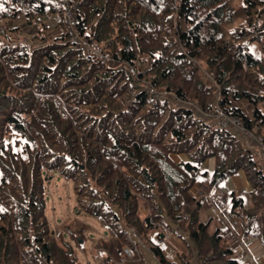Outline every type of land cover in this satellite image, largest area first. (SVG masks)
<instances>
[{
    "label": "trees",
    "instance_id": "trees-1",
    "mask_svg": "<svg viewBox=\"0 0 264 264\" xmlns=\"http://www.w3.org/2000/svg\"><path fill=\"white\" fill-rule=\"evenodd\" d=\"M70 4L77 31L109 61L70 41L61 3L0 0V264H81L76 246L85 250L86 227L65 225L56 235L46 219L45 176L53 172L73 182L80 208L114 237L99 242L104 264H127L129 228L162 264H176L150 240L160 227L171 229L167 220L188 233L200 264H240L220 231L211 232L209 222L200 220L205 198L191 189L205 176L209 158L214 159L211 188L242 171L251 206L233 195L231 211L240 219L241 235L264 246V170L235 135L184 102H195L202 115L220 106L261 134L264 0ZM21 9L29 18L55 16V35L42 26L27 42L10 24ZM255 44L261 45L259 52L253 51ZM142 81L184 102L156 99ZM241 101L252 106L251 117L238 106ZM12 134L19 136L17 143L7 140ZM171 154H186L187 161L174 162ZM134 258L147 264L141 253ZM183 259L191 264L192 256Z\"/></svg>",
    "mask_w": 264,
    "mask_h": 264
},
{
    "label": "crops",
    "instance_id": "crops-1",
    "mask_svg": "<svg viewBox=\"0 0 264 264\" xmlns=\"http://www.w3.org/2000/svg\"><path fill=\"white\" fill-rule=\"evenodd\" d=\"M52 18L54 19L55 16ZM260 49V44L253 45L254 52H259ZM238 106L243 109L246 115L250 117L253 115V108L247 102L241 101ZM260 108L264 113V103L261 104ZM230 132L252 151L255 159H258V163L264 170V130L260 135H255L256 133L252 131L244 132L241 127L232 126ZM171 160L174 162H186L187 155L171 154ZM211 175L209 176L205 172V176L201 177L191 189L192 195L196 198H205V203L200 213V220L205 223L209 222L211 232L220 231L223 245L233 251L234 258L240 264H264L263 244L258 239L244 238L241 235L239 229L240 219L231 211L233 195L243 197L244 200L248 197L249 204L247 205V200H245V205L246 207L251 206L249 196L251 187L243 172H237L217 188L210 187ZM142 211L146 214L145 207L142 208ZM167 221L171 229L160 227L155 233H151L150 240L153 245L160 248L169 262L184 264L185 260L183 257L190 254L188 247H193V244L189 240L188 233L180 230L178 226L172 224L169 220ZM145 253L146 256H144L148 258L149 264H157V260H155V257L152 258V253L149 249ZM191 256V264L200 262L194 247L192 248Z\"/></svg>",
    "mask_w": 264,
    "mask_h": 264
},
{
    "label": "rangeland",
    "instance_id": "rangeland-1",
    "mask_svg": "<svg viewBox=\"0 0 264 264\" xmlns=\"http://www.w3.org/2000/svg\"><path fill=\"white\" fill-rule=\"evenodd\" d=\"M40 19L41 18L27 17L26 10L21 9V12L17 15L15 21L11 22V25L15 28H18L17 30H21V36L25 37L27 39L26 41L29 43L33 42L31 39L35 38V35L40 30L39 28L42 26H44L48 30V33L50 35L52 36L55 35L53 34L54 30H52V27H54L53 23L58 22V19L57 18L53 19L52 16L46 17V19H43V20L42 19L40 20ZM40 23H42V25ZM134 70H136L135 67H134ZM130 75L133 76L135 79L136 78L139 79L138 75L136 76H134V74H130ZM205 79H206L205 80L206 83L209 86H212L214 84V80L210 74L206 73ZM140 83L144 90H145L144 87L147 84H149L148 86H153V90L156 93L158 94L160 93L161 95L166 97V99L184 102L179 96L173 94L167 89L157 88L150 81H142ZM149 90H151V87L149 88ZM184 103L191 106L194 109V111L197 112V114L202 116V112H200L201 109L195 102H192V100H189L188 102H184ZM217 107H220V106H216L212 112L206 113V114H209V115L211 114L212 116V114L215 112ZM209 118H208V122H212V124H215ZM247 131L250 132L249 130ZM7 140L17 143L19 141V136L17 134H12L8 136ZM23 145H24V142L20 144V147ZM14 150H17V148L14 147ZM256 160L258 161V159ZM203 170L204 172H207L209 176L213 173V170H214V159L213 158H209L204 162ZM45 179H46L45 191H46V196H47L46 219H47V222H49L51 231L55 232V234L57 235L61 231H65V228H64L65 225L71 226L73 227V229H76V230H78V228L84 225L86 227L85 229L86 232H84L86 236V240L84 242L85 250L84 251L80 250L76 246V243H73V245L76 246V251H77V256L79 258V262L81 264H104L103 258L101 257V255L98 254L99 250H101L102 248L101 246H99V242L101 239L102 241L111 242L115 240L114 237L113 236L110 237L109 235L106 234V231L100 226L99 221L97 220L95 216L84 212L80 208L78 204L77 195L74 190L73 182L71 180H67L64 177L59 176L56 172L49 173L47 176H45ZM245 200H247V205H248L249 198L246 197ZM141 214L143 215L144 213L141 212ZM68 239H69V236L66 235L65 240H68ZM127 241L129 242L131 246H129L128 244H124L123 251L125 248H130L134 251V255L132 258L130 257L128 259H126L123 255L124 257L123 261L127 264H133V263L136 264L138 261H134L135 253L136 254L141 253V255H145L146 254L145 252L147 251V249L150 250V248L145 245V241L142 239V237L139 235L138 231L135 228H129L128 235H127ZM192 248H193L192 246L188 247L190 254L192 253ZM151 253H152V258L155 257V260H157V264H162L160 260L157 258V256L152 251ZM137 260H139V258H137ZM146 261L148 262L147 257H146ZM149 263L150 262H148L147 264ZM195 264H200V262L195 263Z\"/></svg>",
    "mask_w": 264,
    "mask_h": 264
},
{
    "label": "built area",
    "instance_id": "built-area-1",
    "mask_svg": "<svg viewBox=\"0 0 264 264\" xmlns=\"http://www.w3.org/2000/svg\"><path fill=\"white\" fill-rule=\"evenodd\" d=\"M53 3H61L62 5H64V7L66 8V21L72 31V37L70 39V41L72 43H75L83 48H85L86 52L100 60H104V61H109L110 58L104 54L101 49L95 45L93 42H89L87 39H85L78 31H77V23H78V19H77V15H76V9H74L71 4H70V0H50ZM129 72L130 74H134V76L137 75L136 70H134L133 68H129ZM144 85V84H143ZM149 84H147L144 88L145 91L147 92V94H149L150 96L159 99V100H165L166 97H164L163 95H161L160 93H156L153 90V86H148ZM151 87V90H149V88ZM154 91V92H153ZM177 103H180L181 101H176ZM202 116H204L203 118H206L208 120L211 119L215 124V126H217L218 128L225 130V131H230V128L232 126H236V127H241V129L246 132L247 130L245 129L244 125H243V121L237 117V116H231L229 114L226 113V111L223 109H221L220 107H217V109L215 110V112L209 115V114H203ZM123 255L126 259L128 258H132L134 255V251L130 248H125L123 251Z\"/></svg>",
    "mask_w": 264,
    "mask_h": 264
}]
</instances>
